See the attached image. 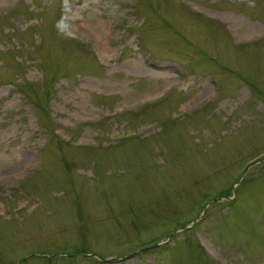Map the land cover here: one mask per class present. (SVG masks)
I'll use <instances>...</instances> for the list:
<instances>
[{"label":"rangeland","instance_id":"rangeland-1","mask_svg":"<svg viewBox=\"0 0 264 264\" xmlns=\"http://www.w3.org/2000/svg\"><path fill=\"white\" fill-rule=\"evenodd\" d=\"M0 264H264V0H0Z\"/></svg>","mask_w":264,"mask_h":264}]
</instances>
